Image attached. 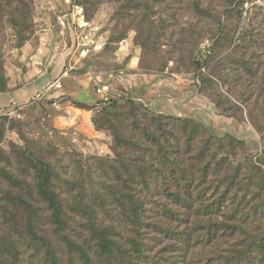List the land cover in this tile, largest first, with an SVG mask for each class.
<instances>
[{"label":"trees","instance_id":"obj_1","mask_svg":"<svg viewBox=\"0 0 264 264\" xmlns=\"http://www.w3.org/2000/svg\"><path fill=\"white\" fill-rule=\"evenodd\" d=\"M227 1L226 12L238 19L247 2L256 12L264 11L257 0ZM16 2L11 21L24 33L23 41L29 14L25 0ZM0 5L9 7V0ZM194 11L211 20L202 33L192 30L193 49L204 37L211 43L206 57L190 52L196 88L219 113L248 118L260 134L261 151L253 154L233 135H215L192 117L155 113L130 98L125 107L112 98L99 104L72 100L82 109L97 108L96 125L112 133L114 188L84 190L80 182L68 180L61 191L54 163L21 148L18 157L29 179L22 182L5 169L0 174L10 184L31 188L36 197L14 194L4 200L23 215L18 219L2 207L0 264H161L147 254L148 228L158 233L159 245L163 239L180 243L166 248L172 256L212 248L194 264H264V35L249 22L230 36L212 8L195 3ZM246 14L243 19L252 17ZM224 45L229 54L216 60ZM225 87L235 96L227 95ZM110 206L121 208L123 216L104 218ZM156 207L159 222H150Z\"/></svg>","mask_w":264,"mask_h":264},{"label":"rangeland","instance_id":"obj_2","mask_svg":"<svg viewBox=\"0 0 264 264\" xmlns=\"http://www.w3.org/2000/svg\"><path fill=\"white\" fill-rule=\"evenodd\" d=\"M256 2L264 7L263 0ZM195 3L219 13L224 33L230 36H237L249 22L254 32L264 35V11L256 12L250 2L245 4L243 18L247 11L252 17L238 19L226 12L227 0H25L29 15L23 32L28 38L22 41L24 33L11 21L16 0H9L7 8L0 5V171L5 169L27 181V165L18 157L20 149L26 148L54 163L61 191L68 180L80 182L84 190L99 186L112 191V133L96 125L101 117L97 108L82 109L72 102L99 104L98 84L109 86L110 98L120 107L129 106L130 98L155 113L192 117L211 133L233 135L246 143L249 152H260V134L251 121L219 113L196 88L190 52L206 57L211 43L204 37L193 49L192 30L202 33L211 20L195 13ZM72 13L77 22L83 14L86 27L72 24ZM63 16L70 26L60 24ZM85 35L102 44V49L95 51L91 43L78 45L87 41L82 40ZM122 38L127 43L119 42ZM83 48L90 49L85 57ZM229 51L228 46L218 47L216 60ZM225 93L235 96L227 87ZM14 194L36 197L31 188L10 184L0 174V212L3 206L9 207L19 219L22 209L4 202ZM108 210L102 212L104 218L124 213L114 206ZM148 216L150 222H159L158 207ZM144 232L148 256L162 260L161 264L172 260L174 264H194L212 251L197 247L185 256H172L166 248L179 242L167 244L163 239L159 245L158 233L149 228ZM2 234L0 229V239ZM159 248L164 251L159 253Z\"/></svg>","mask_w":264,"mask_h":264},{"label":"built area","instance_id":"obj_3","mask_svg":"<svg viewBox=\"0 0 264 264\" xmlns=\"http://www.w3.org/2000/svg\"><path fill=\"white\" fill-rule=\"evenodd\" d=\"M77 9H81V8H76ZM82 11V9L80 10ZM80 11L78 10V14L80 13ZM73 14L75 13H72L71 14V18L73 19L75 16H73ZM77 14V13H76ZM66 16H63V19L60 20V24L63 26V27H66V25L70 26V22H69V19L67 20ZM78 22L76 21V17L73 19L72 21V24H75L77 23L79 25V29L83 28V27H86L87 25V21L85 20V17L83 14H81V16L77 19ZM76 30H77V27H76ZM77 34V33H76ZM87 39L86 42H78V45H88L89 43L92 44V48L95 50V51H100V49H102V44H100L98 41L96 40H93L92 38H90L88 35H85L84 37H82V40H85ZM122 44H125L127 43V40L124 39L121 41ZM90 51L89 48H83L82 51H81V55L82 57H85L87 55V53ZM96 92L97 94L100 96V100H102L103 102H107L109 101L110 99V93H109V86L106 85V84H98L97 86V89H96Z\"/></svg>","mask_w":264,"mask_h":264}]
</instances>
